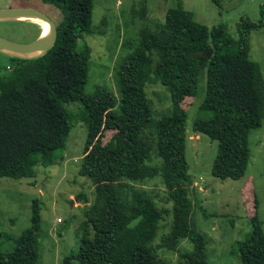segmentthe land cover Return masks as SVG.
I'll return each instance as SVG.
<instances>
[{
    "label": "trees",
    "instance_id": "1",
    "mask_svg": "<svg viewBox=\"0 0 264 264\" xmlns=\"http://www.w3.org/2000/svg\"><path fill=\"white\" fill-rule=\"evenodd\" d=\"M41 1L59 8L63 17L56 23L52 49L39 57H12L8 72L0 74V177H29L38 155L55 156L73 127L66 104L80 102L88 136L79 173L92 181L95 198L90 203L78 194L87 204L86 219L78 251L66 255L62 264H211L208 239L192 220L183 102L197 94L205 76L200 110L210 116L198 117L193 131L218 141L214 176H244L251 157L250 132L264 121V74L261 64L250 58V34L264 26V9L259 20L240 19L238 39L223 24L209 28L200 23L181 5L168 9L165 21L143 28L133 50L117 64V99L101 85L93 93L84 91L91 49L79 50L78 44L91 28L94 0ZM138 14L149 21L146 8ZM150 83L166 86L172 98L171 110L157 119L148 97ZM104 130L119 133L122 145L111 149L103 144ZM156 177H161L172 208L159 207L140 187ZM170 212L169 230L155 242ZM251 224L250 235L236 241L235 251L241 264H264L258 215ZM40 231V205L34 200L28 228L19 236L0 232V264H38ZM185 239L193 249L177 261L159 256L158 249L174 251ZM6 242L13 244L11 250L5 249Z\"/></svg>",
    "mask_w": 264,
    "mask_h": 264
},
{
    "label": "rangeland",
    "instance_id": "2",
    "mask_svg": "<svg viewBox=\"0 0 264 264\" xmlns=\"http://www.w3.org/2000/svg\"><path fill=\"white\" fill-rule=\"evenodd\" d=\"M94 0L91 28L82 33L78 48L91 49L88 81L84 91L93 93L97 86H104L119 99L115 68L120 59L131 52L138 43L140 32L148 25L164 22L168 9L183 6L193 12L200 23L209 28L223 24L228 34L239 38L242 17L252 20L263 18L264 0ZM0 7H35L58 23L63 14L56 6L41 0H0ZM147 11V19L138 14ZM151 20V23H150ZM34 23V24H32ZM36 21H0V36L12 41L27 43L37 39L42 29ZM38 27V28H37ZM39 29V31H38ZM250 58L262 66L264 74V26L250 34ZM10 54L0 52V74H6L11 63ZM148 97L152 101L153 116L159 118L172 107L169 89L162 84L150 83ZM206 95V78L201 77L197 94L187 97L183 105L188 112L186 158L193 181L190 197L193 203L192 220L197 229L208 239V258L211 264H241L235 251L237 240H243L252 230L251 219L258 215L264 229V121L252 129L249 142L251 157L244 176L239 179H220L212 168L218 153V141L193 131L198 117H209L200 106ZM72 114L73 127L65 146L55 156L38 155L30 166V176L21 179L0 177V232L19 236L31 224L33 201L37 200L41 213V250L38 264H62L66 255L77 252L80 245V227L85 221L87 204L78 199L83 194L90 203L95 198L92 181L80 175L83 150L88 129L81 118L80 102L66 104ZM103 144L109 148L122 145L119 133L104 130ZM154 198L157 205L172 208L166 200V188L161 177L140 185ZM172 212L162 222L155 242L168 232ZM11 242L4 247L11 250ZM193 249L189 240H182L172 251L158 249L159 256L177 261L180 254ZM73 264H80L75 260Z\"/></svg>",
    "mask_w": 264,
    "mask_h": 264
},
{
    "label": "water",
    "instance_id": "3",
    "mask_svg": "<svg viewBox=\"0 0 264 264\" xmlns=\"http://www.w3.org/2000/svg\"><path fill=\"white\" fill-rule=\"evenodd\" d=\"M39 19L49 24V32L31 42L21 43L0 36V52L12 57L33 58L47 53L56 43L58 29L56 22L46 13L35 7H0V21Z\"/></svg>",
    "mask_w": 264,
    "mask_h": 264
},
{
    "label": "bare ground",
    "instance_id": "4",
    "mask_svg": "<svg viewBox=\"0 0 264 264\" xmlns=\"http://www.w3.org/2000/svg\"><path fill=\"white\" fill-rule=\"evenodd\" d=\"M32 20L36 21L40 25L42 29L41 32L43 33V35H46L49 32L50 27L48 23L41 21L39 19H32Z\"/></svg>",
    "mask_w": 264,
    "mask_h": 264
}]
</instances>
